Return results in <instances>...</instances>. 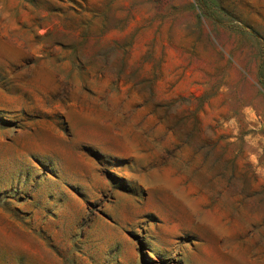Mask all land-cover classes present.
Masks as SVG:
<instances>
[{"label": "rangeland", "instance_id": "obj_1", "mask_svg": "<svg viewBox=\"0 0 264 264\" xmlns=\"http://www.w3.org/2000/svg\"><path fill=\"white\" fill-rule=\"evenodd\" d=\"M0 264H264V0H0Z\"/></svg>", "mask_w": 264, "mask_h": 264}]
</instances>
